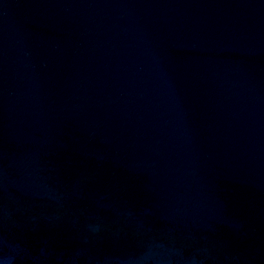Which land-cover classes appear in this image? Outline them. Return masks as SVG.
<instances>
[{"label":"water","instance_id":"obj_1","mask_svg":"<svg viewBox=\"0 0 264 264\" xmlns=\"http://www.w3.org/2000/svg\"><path fill=\"white\" fill-rule=\"evenodd\" d=\"M0 264H264V0H0Z\"/></svg>","mask_w":264,"mask_h":264}]
</instances>
